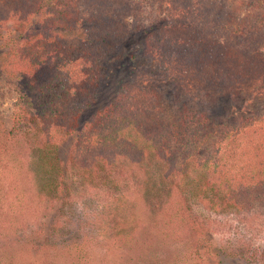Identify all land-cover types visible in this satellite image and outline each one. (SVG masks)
Masks as SVG:
<instances>
[{"label": "trees", "instance_id": "1", "mask_svg": "<svg viewBox=\"0 0 264 264\" xmlns=\"http://www.w3.org/2000/svg\"><path fill=\"white\" fill-rule=\"evenodd\" d=\"M159 1L158 10L165 14L147 34L143 49L150 64L177 58L173 67L181 75L213 82L220 89L205 91L210 103L241 85L264 83V0H248L245 11L236 0ZM145 13L143 0H0V71L21 86L11 129L0 120V162L12 175L28 177V184L34 180L26 194L45 207L58 201L65 205L72 188H82L83 195L86 185L117 192L120 174L133 181L141 195L153 192L162 199L152 209V232L181 234L198 261L207 247L209 227L191 211L193 200L215 211L256 203L264 207V114L222 125L200 159L194 158L188 168L193 153L187 155V164L178 172V152L200 137L208 119H196L192 113L188 122L190 115L175 114L163 93L147 85L148 77L124 84L107 108L74 133L78 112L93 104L104 87L102 60L113 52L68 34L81 30L85 17L96 26L104 21L109 33L121 39L128 30L127 19L142 23ZM21 128L27 134L19 140ZM71 136L64 168L58 149ZM25 157L32 160L26 172L19 169ZM183 177L192 179L184 189L179 187ZM23 200V195L17 198V206ZM140 224L135 218L127 223L118 219L108 248L133 253L141 242L140 250H145L148 244L142 243ZM85 226L81 220L76 229ZM76 243L73 238L65 249L68 254L79 252L77 263L85 244Z\"/></svg>", "mask_w": 264, "mask_h": 264}, {"label": "rangeland", "instance_id": "2", "mask_svg": "<svg viewBox=\"0 0 264 264\" xmlns=\"http://www.w3.org/2000/svg\"><path fill=\"white\" fill-rule=\"evenodd\" d=\"M236 1L242 3L241 10L245 11L244 3H248V0ZM158 3L159 0H143L146 9L143 22H137L134 17L128 18V30L121 39L113 37L112 32L109 33L104 21L96 26L89 24L85 17L81 21L84 23L81 30L68 34L76 40L90 39L99 46V49L113 52L108 60H102L105 66L104 87L97 94L93 104L82 107L78 112L74 133L82 130L98 111L107 108L124 84L135 80L147 81L148 77L150 80L147 85L163 93L169 108L171 107L175 114L185 112L190 115L188 119L186 118L188 122L192 121V113L197 116L196 119L200 117L208 119L203 129L199 130L198 139L194 138L193 141L190 139L188 145L184 144V141L181 142L184 148L178 152L179 165L175 167L178 172L187 164L183 160L187 155L193 153V158L186 165L188 168L189 164H193L194 158L195 161L200 159L202 153L208 149L210 141L217 137L222 125L230 126L255 115L264 114V83L252 81L241 85L233 93H227L217 102L210 103L211 99L205 95V91L214 93L213 90L220 89L213 82L203 79L195 81L191 80V77L181 75L173 67L177 58L156 65L150 64L151 60L144 55L143 49L147 34L165 14L158 10ZM3 51L2 48L0 53ZM2 61L3 59L0 58V62ZM145 65L150 73L144 71L147 69ZM20 88L16 80L6 79L0 71V120L5 123L7 130L12 126L11 115ZM190 125L196 126V123ZM23 130L21 128V132ZM186 132L189 133L187 130ZM209 133L210 140L207 139ZM26 134V130L17 134L19 140H22ZM72 136L61 143L58 149V159L64 168L67 165ZM200 140H203L202 145L196 147ZM181 143L180 146H183ZM3 163L0 162V261L2 264H196L197 262L264 264V207H260L258 203L250 207L245 206L241 210L234 208L215 211L209 210L203 204H196L197 200L194 201L192 197L191 211L196 217L206 221L209 227L207 247L202 252V258L197 261L193 258L194 254L188 239L182 238L181 234L178 237H166L162 232H152V209L155 208V203L162 202V199L159 200L153 192L141 195L136 190V184L121 177L120 174H116L117 192L102 187L91 189L86 185L83 195L80 192L82 188L79 189L80 191L72 188L74 192L67 198L65 205L58 201L45 207L26 194V189L36 182L33 180L32 184H28V177L12 175L10 170L2 165ZM31 164L32 160L25 157L19 169L26 172ZM154 168L155 164L152 165V169ZM175 175L172 177L174 178ZM15 177L18 178L14 179ZM191 182L192 179L183 177L179 187L184 189L186 185L183 184ZM36 188L35 186L34 189ZM178 193L183 194L180 191ZM21 195L26 200L17 206V198ZM188 196L191 198V195ZM210 196L209 194V199L212 198ZM131 218L143 224H140L138 230L143 228L142 243L148 244L145 250H140L141 242L135 245L137 251L133 253L129 250L108 248L112 240L111 229L117 220L127 223ZM81 220L87 226L78 230L76 228ZM68 221L70 224L63 226V223ZM131 225L132 223L130 227ZM73 238L77 246L81 242L85 244L83 255L80 254L82 259L80 258L77 263L79 252L68 254L65 249L70 247Z\"/></svg>", "mask_w": 264, "mask_h": 264}]
</instances>
